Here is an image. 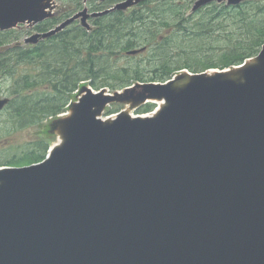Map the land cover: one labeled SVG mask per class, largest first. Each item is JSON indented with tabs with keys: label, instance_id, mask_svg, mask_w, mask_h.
Returning a JSON list of instances; mask_svg holds the SVG:
<instances>
[{
	"label": "water",
	"instance_id": "95a60500",
	"mask_svg": "<svg viewBox=\"0 0 264 264\" xmlns=\"http://www.w3.org/2000/svg\"><path fill=\"white\" fill-rule=\"evenodd\" d=\"M56 1L0 0V31L55 18ZM143 1L85 8L25 43ZM148 103L152 115H131ZM113 104L127 109L104 119ZM51 133L46 160L0 168V264H264V46L230 69L114 93L84 85Z\"/></svg>",
	"mask_w": 264,
	"mask_h": 264
},
{
	"label": "trees",
	"instance_id": "16d2710c",
	"mask_svg": "<svg viewBox=\"0 0 264 264\" xmlns=\"http://www.w3.org/2000/svg\"><path fill=\"white\" fill-rule=\"evenodd\" d=\"M113 1L120 0H107L99 7L95 5L94 10H104ZM174 2L147 0L131 12L116 11L95 19L91 31L75 25L35 46L23 44L17 30L0 32V81L13 79L10 103L0 115L8 113L22 131L65 113L81 82L92 81L97 91H117L144 82L141 67H115L123 54L134 50L145 49L141 52L145 53L153 47L151 62L155 69L148 81L164 83L186 69L202 73L239 66L256 57L264 46V0L235 7L214 3L191 17L186 16L185 6ZM72 4L74 7L60 19L38 25V32L51 30L82 7L80 0H72ZM159 26L169 29V34L161 35ZM181 35L198 43V49L203 48L206 62L193 67L176 61L173 50ZM141 40L147 42L137 49ZM152 109L150 103L143 112ZM114 113V109L108 111V115ZM30 144L20 157L0 162V167H22L45 160L51 144L34 140Z\"/></svg>",
	"mask_w": 264,
	"mask_h": 264
},
{
	"label": "rangeland",
	"instance_id": "374dc122",
	"mask_svg": "<svg viewBox=\"0 0 264 264\" xmlns=\"http://www.w3.org/2000/svg\"><path fill=\"white\" fill-rule=\"evenodd\" d=\"M80 1H81L82 7L81 9L77 10L76 13L84 10L85 8H88L91 12H93L94 6L98 5L97 1H90L88 3H84L82 0ZM196 1L197 0H175L174 4H180V5L185 6L186 9L184 11L186 13V16L191 17V15L193 14L192 9ZM115 3L116 2L113 1L107 4L105 6V9L113 6ZM72 7H74L72 4V0H57L54 19H60L61 16L68 9ZM94 11H100V10H94ZM197 18L198 17H195L194 20ZM90 24L92 25V27L95 28L94 20H92ZM57 25H55L54 27H56ZM79 26H80V23L77 22L76 27H79ZM159 28H160L161 35H167L170 32L169 29H167L166 27L159 26ZM16 30H17V33L21 35L20 41L23 44H25L24 42L27 38H29L30 36L38 32L36 27L31 28L27 25H22ZM176 41L177 42L174 46L173 54L176 57V61L180 62L182 65L188 64L190 66L195 67V64L198 65L200 61L201 62L207 61V59H204L206 57L205 56L206 53L203 51V48L198 49L200 48L198 46V43L190 39L184 38L183 35H181ZM145 42H147V40L146 41L141 40L139 42L140 46L137 47V49L143 48L145 45ZM152 48L153 47L149 48L147 52L141 53L137 56H128L127 54H123L116 62L115 67L116 68H131V67L139 66L141 67L142 78H144L143 79L144 82H149L148 80L153 77L152 72L155 69L154 64L151 62L153 58ZM204 50L206 51L208 50V48H204ZM216 52L218 53V51ZM214 55H216L214 57L217 58L218 55L217 54H214ZM12 83H13V79L11 78H3L0 81V97L1 98H6V97L11 98ZM91 83L92 81L81 82L80 87H83L84 85L91 86ZM106 89H108L109 92L114 93V91H112L110 88H106ZM79 95H80V92L76 91L73 96L74 98L71 100L69 105L73 102H76L78 100ZM68 106H67L66 112H69ZM145 106H142L141 108L130 111L131 115L134 117L151 115L158 108V105L153 104V109H152L153 111L149 113H144L143 109ZM111 109H114L116 113L108 115V111H110ZM126 109H127V106L120 105V104H113L106 109L103 117L104 119H107L109 117H115L119 112L126 110ZM55 119H57V117L54 119L52 118V119L45 121L39 127L37 126L35 128L24 129L22 131H19L20 130L18 129L19 125L16 127L13 121H11L12 117H10L8 113H4L3 115H0V162L1 164L12 161L13 158L20 157L26 150L31 148L30 142L33 140L37 142L46 141L51 144V147L57 144L59 142L58 137L51 133V125ZM43 132L45 133V135L43 134V136H38L37 133H43Z\"/></svg>",
	"mask_w": 264,
	"mask_h": 264
}]
</instances>
